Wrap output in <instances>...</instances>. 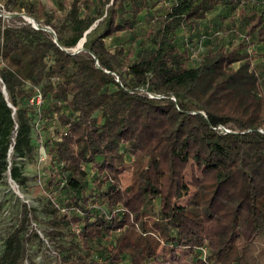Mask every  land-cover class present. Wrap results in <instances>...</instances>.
<instances>
[{
    "label": "trees",
    "instance_id": "obj_1",
    "mask_svg": "<svg viewBox=\"0 0 264 264\" xmlns=\"http://www.w3.org/2000/svg\"><path fill=\"white\" fill-rule=\"evenodd\" d=\"M2 1L0 183L9 173L29 187L24 168L40 145L48 174L36 183L37 205L18 199L0 264H38L33 237L52 244L59 264H264V249L256 250L264 234V70L253 48L264 46L263 10H248V0H175L151 12L154 46L133 57L106 39L134 30L156 0H67L62 13ZM220 7L240 14L244 37L194 63L176 31L208 22ZM4 10L26 11L55 34ZM39 127L42 142L33 134ZM191 160L199 179L185 177ZM129 162L124 186L118 170Z\"/></svg>",
    "mask_w": 264,
    "mask_h": 264
},
{
    "label": "rangeland",
    "instance_id": "obj_2",
    "mask_svg": "<svg viewBox=\"0 0 264 264\" xmlns=\"http://www.w3.org/2000/svg\"><path fill=\"white\" fill-rule=\"evenodd\" d=\"M36 3H43L47 9L57 10L62 13L67 9L69 4L67 0H33ZM156 5L147 12L145 10L137 22L134 30H125L117 35L107 38L106 43L112 48L123 45L127 53L134 54L144 46H154L147 37L146 33L151 25V12L154 16H159L165 13L168 5L174 3L175 0H156ZM252 1V0H251ZM257 3V2H256ZM3 1L0 0V6ZM255 6L262 9L264 0H260ZM264 11V8H263ZM6 16H11L7 10L3 11ZM207 22V21H206ZM195 23L186 27H180L176 31L175 40L182 48H188L191 51L193 62L196 63L201 55H203L210 48H215L217 45H229L237 42L244 37L245 23L244 20L233 14V9L220 7L217 13L210 17L208 22ZM204 38V40H202ZM211 38L216 39L215 43H210ZM256 48L258 57L255 61L256 66L260 71L264 70V46L253 47ZM134 53V54H133ZM34 138L42 142V136L45 135V130L42 128L34 129ZM13 149H10L9 158L12 159ZM47 154L42 145H40L37 153L32 160L26 162L24 171L29 175V187L23 188L19 186L14 180L11 179L10 174L0 183V254L4 247V241L9 231L19 222L21 205L20 202L27 201L29 204L37 205V196L40 191H35L36 183L44 184L47 171ZM132 175V162L125 164L118 170V177L122 185H127L131 180ZM185 177L188 180L199 179L202 177L201 169L196 162L190 161ZM59 197V196H58ZM188 195L178 200L179 206H184L187 201ZM20 199V202H18ZM33 227L40 229L35 223ZM41 232V230H40ZM42 237V232L40 233ZM44 238V237H43ZM264 249V234L257 240L256 250L258 253ZM30 257L38 264L50 260L52 263L59 264V258L56 251L53 249L52 244L44 238V245L39 242L37 238H31L29 243ZM30 264L29 259L26 260ZM126 264H129L126 261Z\"/></svg>",
    "mask_w": 264,
    "mask_h": 264
},
{
    "label": "water",
    "instance_id": "obj_3",
    "mask_svg": "<svg viewBox=\"0 0 264 264\" xmlns=\"http://www.w3.org/2000/svg\"><path fill=\"white\" fill-rule=\"evenodd\" d=\"M11 15H23L30 23H32V25L34 27L37 28H43L46 30L51 31L53 34H55L54 30L52 29V27L48 24L42 25L40 24L32 15H30L28 12L26 11H22V12H12L10 13ZM96 22H94L89 28H87L84 32V35L78 40V42L76 43V45L72 48V50L74 52H78L79 50H81L83 48V43L86 39V33L89 32L94 26H95ZM3 92L5 93L6 98L8 97V93L7 90L5 88V86H3ZM10 105H12L11 102H9Z\"/></svg>",
    "mask_w": 264,
    "mask_h": 264
},
{
    "label": "crops",
    "instance_id": "obj_4",
    "mask_svg": "<svg viewBox=\"0 0 264 264\" xmlns=\"http://www.w3.org/2000/svg\"><path fill=\"white\" fill-rule=\"evenodd\" d=\"M260 0H248L247 2H248V10H252V9H254L255 8V10H257V11H262L263 10V8H264V6H263V8L262 9H258V7L257 6H255L258 2H259ZM257 2V3H256ZM241 7V6H240ZM217 11L218 10H216L215 12H213V13H210V15L208 16L209 18L211 17V16H213V15H215L216 13H217ZM264 12V11H263ZM235 13H240V8H238L236 11H235ZM239 17H240V14H239ZM240 19H241V17H240ZM202 40H204V38L202 39ZM217 40L216 39H214V38H211V40H210V43H215ZM215 44H217V42L215 43ZM259 46H263V45H261L260 43H257L254 47H259Z\"/></svg>",
    "mask_w": 264,
    "mask_h": 264
},
{
    "label": "built area",
    "instance_id": "obj_5",
    "mask_svg": "<svg viewBox=\"0 0 264 264\" xmlns=\"http://www.w3.org/2000/svg\"><path fill=\"white\" fill-rule=\"evenodd\" d=\"M41 101V95L39 92H37L33 97L30 98V102L34 103L35 105H38ZM227 129V128H226ZM203 253L206 255L207 253V248H203Z\"/></svg>",
    "mask_w": 264,
    "mask_h": 264
}]
</instances>
